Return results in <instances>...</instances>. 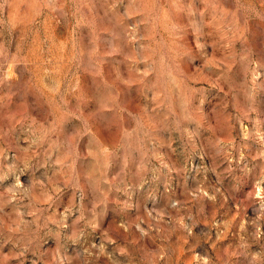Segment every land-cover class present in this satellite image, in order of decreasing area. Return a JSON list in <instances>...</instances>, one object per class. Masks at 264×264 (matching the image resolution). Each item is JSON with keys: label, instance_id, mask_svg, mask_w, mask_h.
<instances>
[{"label": "rangeland", "instance_id": "obj_1", "mask_svg": "<svg viewBox=\"0 0 264 264\" xmlns=\"http://www.w3.org/2000/svg\"><path fill=\"white\" fill-rule=\"evenodd\" d=\"M0 264H264V0H0Z\"/></svg>", "mask_w": 264, "mask_h": 264}]
</instances>
